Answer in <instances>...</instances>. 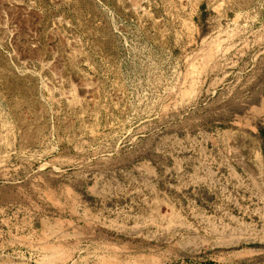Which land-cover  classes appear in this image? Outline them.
<instances>
[{
  "label": "rangeland",
  "instance_id": "374dc122",
  "mask_svg": "<svg viewBox=\"0 0 264 264\" xmlns=\"http://www.w3.org/2000/svg\"><path fill=\"white\" fill-rule=\"evenodd\" d=\"M0 264H264V0H0Z\"/></svg>",
  "mask_w": 264,
  "mask_h": 264
},
{
  "label": "bare ground",
  "instance_id": "6f19581e",
  "mask_svg": "<svg viewBox=\"0 0 264 264\" xmlns=\"http://www.w3.org/2000/svg\"><path fill=\"white\" fill-rule=\"evenodd\" d=\"M53 257V256H52Z\"/></svg>",
  "mask_w": 264,
  "mask_h": 264
}]
</instances>
